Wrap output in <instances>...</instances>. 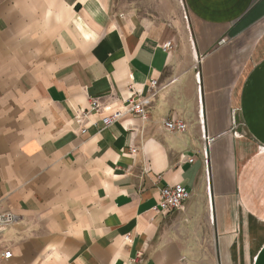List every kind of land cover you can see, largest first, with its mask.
<instances>
[{
  "label": "crops",
  "instance_id": "crops-1",
  "mask_svg": "<svg viewBox=\"0 0 264 264\" xmlns=\"http://www.w3.org/2000/svg\"><path fill=\"white\" fill-rule=\"evenodd\" d=\"M112 1L0 0V211L21 216L0 234L12 252L0 264H264V233L226 235L264 226L239 144L264 153V0H183L182 31ZM132 89L147 117L103 126ZM90 99L102 111L82 134L74 115ZM175 182L190 198L155 213Z\"/></svg>",
  "mask_w": 264,
  "mask_h": 264
},
{
  "label": "built area",
  "instance_id": "built-area-1",
  "mask_svg": "<svg viewBox=\"0 0 264 264\" xmlns=\"http://www.w3.org/2000/svg\"><path fill=\"white\" fill-rule=\"evenodd\" d=\"M175 45L172 41H166L162 45V49L165 52H170L174 50ZM150 87V96H154L157 91L159 90V84L156 79H150L149 83ZM131 88V87H130ZM139 93L135 92L133 89L131 91V95L128 98V108L125 112L121 110H115L110 114H105L100 117L101 124L103 126H108L112 122L118 120L126 113H131L133 115L140 116L141 118L145 119L147 117V100L145 98L139 97ZM101 104L95 99H90L89 106L87 108H80L77 110L76 114L74 115V120L81 124L80 126V133L85 134L88 129V123L96 124L95 121L90 120L91 116L94 114L100 113ZM162 125L168 132H183L187 128V124L182 119L177 118H164L162 120ZM202 138L204 139L205 146L206 144L211 143L213 138L205 136L203 134ZM131 153L136 152L135 147L129 148ZM193 157L187 159L188 162H193ZM203 162L206 167V171L208 172L209 166V158L207 156L206 150L204 148V155H203ZM207 187L209 185V178H206ZM191 196V192L188 188H186L182 183L175 182L173 184H166L160 187L159 189V200L158 202L152 207V210L155 213L165 212L170 210H179L183 207L184 202L188 200ZM21 219V216L16 214L11 210H1L0 211V234L3 233L5 230L10 228L12 225L18 223ZM12 256V252L7 249L0 252L1 258H10Z\"/></svg>",
  "mask_w": 264,
  "mask_h": 264
},
{
  "label": "rangeland",
  "instance_id": "rangeland-1",
  "mask_svg": "<svg viewBox=\"0 0 264 264\" xmlns=\"http://www.w3.org/2000/svg\"><path fill=\"white\" fill-rule=\"evenodd\" d=\"M112 9L115 13L121 12H133L138 16H145L152 19L160 21H176L180 23V30L182 31L185 27L186 21L188 20V12L184 7L183 0H113ZM179 57L182 59L195 60L198 58L195 56L192 57L186 50L185 45H182V48L179 49ZM193 62V64L197 62ZM193 66L188 68L192 69ZM242 138H249L246 135V131L239 134ZM242 146V153H252L250 156L252 158L246 159L244 163V169L241 171L243 173L244 182H245V191H247L248 198H253L258 202V213H264V153H261V147L251 148L250 145L252 142H240ZM242 178V177H241ZM246 221H243L245 223ZM258 233L261 235L264 233V226L259 225L258 227L243 226L241 229L240 226L233 227L226 232V235H230L229 238L235 236L240 237L241 235L252 233ZM217 228L212 227V234L217 236ZM232 236V237H231ZM244 238V237H243Z\"/></svg>",
  "mask_w": 264,
  "mask_h": 264
}]
</instances>
